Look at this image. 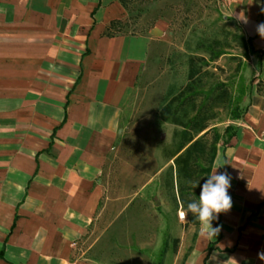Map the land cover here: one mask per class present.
Masks as SVG:
<instances>
[{
	"label": "crops",
	"instance_id": "crops-1",
	"mask_svg": "<svg viewBox=\"0 0 264 264\" xmlns=\"http://www.w3.org/2000/svg\"><path fill=\"white\" fill-rule=\"evenodd\" d=\"M137 0H0V264H96L77 243L93 220L96 179L165 26L111 30ZM147 1V0H143ZM154 1V0H151ZM260 55L236 134L210 174L231 176L232 207L201 225L181 264H264V0H222ZM123 26V23H122Z\"/></svg>",
	"mask_w": 264,
	"mask_h": 264
},
{
	"label": "rangeland",
	"instance_id": "rangeland-1",
	"mask_svg": "<svg viewBox=\"0 0 264 264\" xmlns=\"http://www.w3.org/2000/svg\"><path fill=\"white\" fill-rule=\"evenodd\" d=\"M122 23L125 33H145L155 24L165 30L125 106L96 179L94 217L77 251L96 264H158L163 251L161 264H181L196 228L185 226L164 184L172 161L162 151L171 146L174 126L159 118L162 98L170 85L184 83L187 56L205 38H217L223 52L209 69L234 90L247 89L251 80L252 88L260 87V60L222 0H137Z\"/></svg>",
	"mask_w": 264,
	"mask_h": 264
},
{
	"label": "trees",
	"instance_id": "trees-1",
	"mask_svg": "<svg viewBox=\"0 0 264 264\" xmlns=\"http://www.w3.org/2000/svg\"><path fill=\"white\" fill-rule=\"evenodd\" d=\"M121 28L120 21L111 22L107 34ZM246 41L250 52L260 59L251 44L252 38ZM219 45L215 37L197 42L196 52L187 56L184 83L168 87L158 111L161 121L174 126L171 146L162 151L172 161L165 172L164 184L174 209L182 212L190 201L198 199L201 185L210 175L218 144L226 145L236 134V122L243 118L251 99L253 80L247 89L234 90L227 82L215 78L209 69L210 62L223 53ZM196 181L197 186L192 188L190 182ZM198 223L189 213L185 226ZM177 242L173 240V252L177 250ZM162 255L163 251L159 253L158 264Z\"/></svg>",
	"mask_w": 264,
	"mask_h": 264
},
{
	"label": "clouds",
	"instance_id": "clouds-1",
	"mask_svg": "<svg viewBox=\"0 0 264 264\" xmlns=\"http://www.w3.org/2000/svg\"><path fill=\"white\" fill-rule=\"evenodd\" d=\"M230 17H233V12ZM238 21L247 23V17L244 11L236 13L234 16ZM257 33L264 38V22L257 25ZM226 163H217L214 170L201 185V190L197 200L190 201L186 209L183 211V219H187L189 213L199 221L200 235L206 239L215 238L221 226L213 227L212 221L218 218L221 213H227L232 207V198L228 189L231 187V176L227 171L217 173L216 169L222 167ZM191 187L195 188L198 181L190 182ZM258 257L264 260V252L258 253Z\"/></svg>",
	"mask_w": 264,
	"mask_h": 264
},
{
	"label": "built area",
	"instance_id": "built-area-1",
	"mask_svg": "<svg viewBox=\"0 0 264 264\" xmlns=\"http://www.w3.org/2000/svg\"><path fill=\"white\" fill-rule=\"evenodd\" d=\"M261 136L264 138V132H262ZM181 213V217H183V212H180Z\"/></svg>",
	"mask_w": 264,
	"mask_h": 264
},
{
	"label": "water",
	"instance_id": "water-1",
	"mask_svg": "<svg viewBox=\"0 0 264 264\" xmlns=\"http://www.w3.org/2000/svg\"><path fill=\"white\" fill-rule=\"evenodd\" d=\"M159 202H158V200L156 201V204H158Z\"/></svg>",
	"mask_w": 264,
	"mask_h": 264
}]
</instances>
